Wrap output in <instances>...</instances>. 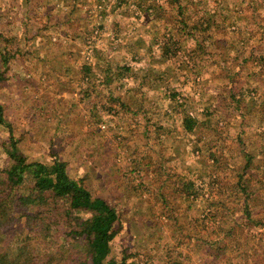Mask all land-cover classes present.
I'll return each mask as SVG.
<instances>
[{
    "label": "rangeland",
    "instance_id": "374dc122",
    "mask_svg": "<svg viewBox=\"0 0 264 264\" xmlns=\"http://www.w3.org/2000/svg\"><path fill=\"white\" fill-rule=\"evenodd\" d=\"M229 2L225 41L214 38L202 53L187 37L165 58L153 24L168 22L158 11L166 0H0V103L9 123L0 126V167L11 163L9 136L28 160L62 159L70 177L117 210L109 258L201 264V255L209 260L232 239L240 251L230 247L228 263L209 264H238L243 251L244 264H264V227L250 220L237 183L243 174L256 191L252 216L264 221V174L255 175L264 172V66L240 65L238 40L231 42L245 24L240 42L264 53V9ZM187 117L195 121L190 131ZM180 178L196 180L194 192L182 198L165 187L166 202L158 190L148 195L151 185ZM10 237L23 238L14 230Z\"/></svg>",
    "mask_w": 264,
    "mask_h": 264
},
{
    "label": "trees",
    "instance_id": "16d2710c",
    "mask_svg": "<svg viewBox=\"0 0 264 264\" xmlns=\"http://www.w3.org/2000/svg\"><path fill=\"white\" fill-rule=\"evenodd\" d=\"M166 1L168 7L164 8L160 5L158 11L169 18L168 22L153 24L156 33L162 31L160 35L157 34L155 43H159L162 56L165 58H169L181 49L187 37L198 44L196 50L205 53L207 47L213 45L214 41L223 39V31L231 25L229 0H193V2L187 0L191 1L190 6L183 0ZM203 1H207L210 5L197 9L196 6L201 5ZM241 1L246 3V0H238V3ZM247 5L253 10L264 9V0H251ZM239 13L245 14L243 10ZM245 26V24L238 25V34L232 36L231 42L238 40V57H242L240 65L251 64L260 68L264 66L263 49L260 51L259 46H252L249 50L246 43L240 42L247 29ZM243 52L246 54H241ZM1 53L4 55L6 50ZM8 60L6 57L1 59L2 66H6ZM105 64L109 73L111 63L106 61ZM91 66L92 61H89L80 68L83 75H86L84 77L92 73ZM130 69V66L125 68L128 71ZM241 89H244L243 85L238 87V94ZM186 119L183 120V127L190 131L195 121L188 117ZM0 126H9L1 103ZM8 139L9 144L5 147V152L11 163L0 167V264H124L122 260L109 258L111 243L120 229L119 215L115 206L103 198L92 197L77 179L69 176L66 163L59 157L55 156L50 164L28 160L16 150L12 137L9 136ZM248 160L246 167L251 165L252 159ZM255 173V175L264 174L262 170ZM178 181L180 183L176 184L173 181L165 186L164 183L157 187L151 185L148 195L153 197L155 194L152 191L158 190L156 196L160 197L161 202H166L167 195L163 193L165 187L169 188V192L176 193L182 198L185 192L188 194V190L194 192L193 190L197 188V181L194 179L180 178ZM237 183L239 186L243 185L240 192L243 194L244 205L250 208V211L248 208L246 210L250 220L253 219L254 225L264 227V221L261 222L259 216L256 219L252 216L256 191L246 188L243 174L238 176ZM260 190L262 197L264 186ZM207 211L209 210H202V217L207 215L209 218ZM13 230L19 232L23 238L17 242L13 241L10 237ZM51 238L60 240L61 244L56 247L48 246L47 243H50ZM197 239L202 247L212 246L209 238ZM229 240L230 244L224 241L221 247L214 248L209 254V260L201 255L199 263L209 264L212 259L228 260V263L230 258L224 255L225 250L232 247L234 251L235 249L240 251L236 241ZM244 253L245 251L238 264H244L247 258L243 256ZM249 261V264H260L257 258H250Z\"/></svg>",
    "mask_w": 264,
    "mask_h": 264
},
{
    "label": "crops",
    "instance_id": "0c3cea01",
    "mask_svg": "<svg viewBox=\"0 0 264 264\" xmlns=\"http://www.w3.org/2000/svg\"><path fill=\"white\" fill-rule=\"evenodd\" d=\"M0 7H2L1 4H0Z\"/></svg>",
    "mask_w": 264,
    "mask_h": 264
}]
</instances>
